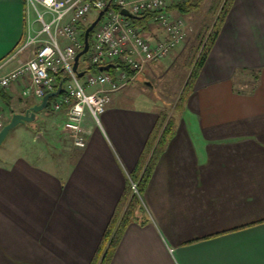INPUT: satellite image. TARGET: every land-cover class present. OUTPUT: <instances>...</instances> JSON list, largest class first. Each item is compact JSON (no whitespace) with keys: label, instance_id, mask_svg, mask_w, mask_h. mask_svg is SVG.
Instances as JSON below:
<instances>
[{"label":"crops","instance_id":"obj_1","mask_svg":"<svg viewBox=\"0 0 264 264\" xmlns=\"http://www.w3.org/2000/svg\"><path fill=\"white\" fill-rule=\"evenodd\" d=\"M27 25L25 0H0V63L15 55L2 73L32 56L18 52ZM152 64L112 95L101 124L86 113V147L61 129L62 111L44 110L28 147L0 146V264H91L160 113L173 112L142 86ZM28 84L0 91L2 106L28 101L9 121L42 101L23 95ZM173 116L143 192L149 220L128 226L111 264H264V0H234Z\"/></svg>","mask_w":264,"mask_h":264},{"label":"built area","instance_id":"obj_2","mask_svg":"<svg viewBox=\"0 0 264 264\" xmlns=\"http://www.w3.org/2000/svg\"><path fill=\"white\" fill-rule=\"evenodd\" d=\"M28 16L26 36L18 52L31 49L32 56L17 67L2 73L13 59L11 55L0 63V91L12 83L28 80L24 96L42 99L57 90L60 70L65 80L62 91L51 102L53 111L65 115L62 127L72 135L75 146L87 145L83 126L87 112L101 124L112 95L126 87L152 63L167 57L186 39L187 26L183 17L174 15L171 5L188 0H25ZM128 8L137 15L152 14V21L163 29L162 37H148L130 17L121 13ZM104 11L90 38L89 58L74 69L77 54L84 49L86 28ZM95 16L90 19V15ZM123 68L92 71L118 61ZM114 67V66H113ZM81 73H84L81 75ZM6 112L0 100V131L6 125ZM132 188L139 194L138 185ZM143 201V196L141 198Z\"/></svg>","mask_w":264,"mask_h":264},{"label":"trees","instance_id":"obj_3","mask_svg":"<svg viewBox=\"0 0 264 264\" xmlns=\"http://www.w3.org/2000/svg\"><path fill=\"white\" fill-rule=\"evenodd\" d=\"M201 0L195 2L188 0L184 3H176L171 5L175 7L182 14H187L194 8L200 5ZM234 0H215L211 11H218L216 19L212 27L204 25L202 31L199 33L197 43L192 47L190 54L185 61V65L191 68L190 74L185 82L183 90L176 102L174 107L175 112H182L185 109L187 100L191 95L196 79L198 78L209 53L214 46L218 35L224 25V22L231 10ZM220 8V9H219ZM139 19H132V21L139 27L144 33L150 31L149 24H144L148 20V17L152 18V14L146 13L140 15ZM148 34V33H147ZM92 33H90V38ZM153 37V36H152ZM200 52L197 56V53ZM123 68L128 70L131 74V70L125 63L118 61L116 67H112L110 72H115V68ZM92 71H98L99 67H91ZM63 71L60 70L58 77V84L63 82ZM4 96L3 93H1ZM5 97V96H4ZM55 97H52L49 101L47 109L51 106V102ZM5 101H7L5 99ZM9 103V100L7 101ZM176 128V118L170 115L168 111H162L159 118L152 129L138 160V163L133 171L129 173L128 181L125 189L121 195V198L116 206V209L112 215L110 222L108 223L102 240L96 249L91 264H111L114 253L120 244L123 235L128 226L134 221H141L146 223L149 219L147 218V212L142 205L143 192L150 180V177L154 171V168L159 160L165 146L168 141L174 135ZM132 181L138 185L139 194L132 188ZM199 239H193L189 242H194Z\"/></svg>","mask_w":264,"mask_h":264},{"label":"rangeland","instance_id":"obj_4","mask_svg":"<svg viewBox=\"0 0 264 264\" xmlns=\"http://www.w3.org/2000/svg\"><path fill=\"white\" fill-rule=\"evenodd\" d=\"M191 1L195 2L197 0ZM214 1L215 0H201L200 5L187 14L180 13V11H178V9L175 7L170 8V11L174 15L183 17L185 20L187 26L186 39L177 49H173L167 57L156 64L154 63L155 65L152 64L153 67H156V69H154V73L147 71V79L151 81L152 85H145V83L141 82L142 86H146L147 90H149L151 93H154L155 96L159 98L160 102H164V104L168 105V107L170 106L168 110H173V112H169L170 115L175 114V110L173 107H171L172 104L168 102L172 100H178V96L181 94L185 82L190 74L191 68L185 65V61L188 56H192L193 53L189 55L190 51L197 43L196 39L198 38L199 33L202 31V28H204V25H209V27H212L215 22L219 10L215 12L211 11ZM94 16L95 13L91 14L90 19H92ZM144 24H149L150 26V31L147 32L148 34L145 33L148 37L164 36L163 29L159 28V26L152 21V18L148 17V20L145 21ZM199 53L200 52L197 53V56ZM89 55L90 51L85 53L81 57V62L88 59ZM20 99L21 100L15 98L12 102V105H10L8 102H3L6 117L7 114L12 113L11 108L18 110L20 105L23 106L25 103H28L26 98L21 97ZM44 111H48L50 116L53 115L51 111L54 112L51 106L48 109H44ZM6 121L9 122V119L6 118ZM61 129L64 130L63 127ZM33 131L34 128L29 125V122L21 123L11 129L10 133L5 139V142L0 146H8L9 148H12V150L20 146V149L24 150L25 147L29 145V137L31 134H33ZM65 132L68 133V131ZM73 145L75 146L74 143ZM142 205L144 206L146 213L147 209L143 200Z\"/></svg>","mask_w":264,"mask_h":264},{"label":"water","instance_id":"obj_5","mask_svg":"<svg viewBox=\"0 0 264 264\" xmlns=\"http://www.w3.org/2000/svg\"><path fill=\"white\" fill-rule=\"evenodd\" d=\"M104 11H101L98 17L86 28L85 34H84V40H85V47L83 50H81L76 58H75V64H74V69L77 70L80 58L88 52L89 46H90V41H89V36L92 30L96 27L98 21L101 19ZM121 13L127 17H130L131 19H139L141 16L133 13L130 11L128 8H122ZM113 66H115L114 63H108L105 65L99 66V70H110ZM84 73H81L83 75ZM142 75L139 74L138 76ZM138 78V77H137ZM136 78V79H137ZM62 84L63 82L59 83V86L57 90L48 92L44 97L42 98V101L40 103H37L33 105L30 109H28L25 113L23 112H15L12 114L11 119L6 125L2 128L0 131V145L3 144L5 139L7 138L8 134L10 133L11 129L16 127L17 125L25 122H31L35 120L36 118V113L40 112L48 107L49 101L52 97H55L59 95L62 91ZM147 84H150V82H147Z\"/></svg>","mask_w":264,"mask_h":264}]
</instances>
